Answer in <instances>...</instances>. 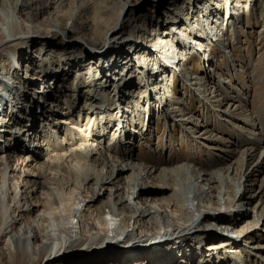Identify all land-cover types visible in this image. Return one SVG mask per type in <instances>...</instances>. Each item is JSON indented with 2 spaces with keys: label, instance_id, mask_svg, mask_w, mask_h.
Here are the masks:
<instances>
[{
  "label": "bare ground",
  "instance_id": "6f19581e",
  "mask_svg": "<svg viewBox=\"0 0 264 264\" xmlns=\"http://www.w3.org/2000/svg\"><path fill=\"white\" fill-rule=\"evenodd\" d=\"M164 2L165 0H145L140 9L154 5V9L160 8L162 11L165 9ZM179 2L180 0L169 3L167 12L159 16L160 28L163 27V18L172 19L168 28L173 32L183 23L174 18L175 14L180 13ZM129 5V0H123L121 11ZM196 5L203 11L207 22L213 14L212 9L200 2ZM89 10V4L83 0H0V71L6 72V78H0V241L9 237L7 251L10 254L9 248H13L15 264H173L175 252H182L183 258L185 257L181 246L189 238L194 239L197 245L204 241L215 250L235 248L233 252L237 253L238 246L250 240L248 230H245L248 227L245 222L247 206L251 205L260 192L252 193V184L247 185V188L243 187L242 192L240 188L234 191L231 187L233 184L235 187L236 183L235 163L225 162H229L234 151L226 149L222 155L209 153L203 163L196 162L193 167L187 165L189 168L184 165L183 169H193V175L187 179L181 175V169L161 170L159 173L162 175L146 172L144 168L138 169L137 164L124 159L118 150L106 146L114 153L109 160L103 156L100 148L102 141L95 137V145L89 144L86 149H73L63 157L56 158L49 144L38 133L44 111L57 113L55 108L59 107L62 93H65L68 84L62 79L63 73L75 69V87L79 82L84 83L81 89L85 90L86 95L112 101L116 97L115 93L114 97L109 92L101 96V92L92 91L101 79L99 76L108 72L106 83L117 84L118 94L119 90L125 92L133 80V73L130 74V70L125 67L136 66L126 50H134V58H143L146 67L150 59L146 61L143 54L152 53L151 47L157 48V43L151 44L155 40L149 38V44L143 47L147 37L138 44L144 37L141 36V31L147 32L142 25L129 35L120 36L125 26L124 21H121L118 32L109 31L101 41L108 45V49L98 57L100 66L93 71L91 68L87 69L85 63L90 58L83 57L77 48L88 45L90 41L103 35L108 24L102 18L90 15ZM65 16L67 20L62 22ZM52 27L62 30L57 38L52 37L51 42L57 45L68 42L69 45L63 46L64 50L67 46L66 55L69 57L60 54L62 59L57 60L59 54L46 52L45 47L29 51L26 49L19 57V53L9 50L8 43L21 38L25 33H32L34 36L35 40L30 42H47L45 35L36 33L41 34L42 30ZM198 29L202 30L200 35L204 36L203 24ZM117 39L118 43H115ZM25 44L27 43L22 40L16 49L22 51V45ZM88 46L92 47L94 43ZM111 50L113 51L110 53ZM4 58L8 61H4ZM10 61L14 63L13 72L12 69L6 70ZM37 64L35 76H29L31 65ZM177 64L180 65L179 70L187 74L184 63L178 61ZM55 65L58 67L55 68ZM81 68H84V72H81ZM117 68L121 72L127 70L125 79H117ZM163 71L161 68L152 71L147 69V75H156V81L162 82L164 79H160V76ZM19 72L24 75V79H21ZM41 84L44 87L42 92L37 89ZM59 84L61 87H58ZM75 87L73 97L77 100L81 98V90L75 91ZM57 89L60 95L53 105L47 97ZM45 91L47 97H44ZM130 97L132 95L129 94L128 98ZM31 98H37L38 105L43 104L39 107L41 117L34 110L36 103L31 102ZM163 98L165 111L170 115L175 113L174 108H171L178 102L170 96ZM225 102L232 112L243 108L235 106L237 102L232 97L226 96ZM105 107L110 111L116 110L111 104ZM168 107L170 111L167 110ZM93 108L92 105L89 109L94 111ZM121 109L122 119H125L123 106ZM7 110H10V115H7ZM72 113L75 114L76 111L73 110ZM252 125L257 126V123L253 120ZM201 130L207 147L219 140L215 136L204 137L207 134L206 126H202ZM217 133L221 135L223 131L218 130ZM249 134L251 135L250 132ZM263 134L264 130L248 137L250 140L247 143L243 142L246 148L241 160L247 166L250 164L245 182L250 181L247 177L256 176L264 168V161L251 164L258 148L264 145ZM21 142L26 143L29 151L25 152L26 147L21 149ZM18 147L21 152L16 159L18 162L22 160L18 163L19 167L13 170L9 160L18 151ZM40 160L42 161L38 164ZM11 173L13 175L9 176ZM9 181H14L12 188ZM167 192H171V195L167 196ZM239 207H244V210ZM184 233L186 236L179 240V244L173 245ZM191 254L190 260L197 257L193 250Z\"/></svg>",
  "mask_w": 264,
  "mask_h": 264
},
{
  "label": "rangeland",
  "instance_id": "374dc122",
  "mask_svg": "<svg viewBox=\"0 0 264 264\" xmlns=\"http://www.w3.org/2000/svg\"><path fill=\"white\" fill-rule=\"evenodd\" d=\"M12 1L10 0V2ZM83 1H86L91 8L89 10L90 15H96L108 23L107 29H104L106 32L95 41L89 42L88 45L94 43V46L85 45L77 48L83 57L88 56L90 58L85 63L87 69L91 68L90 70L93 71L100 64L101 61L98 57L108 49V45L101 41L108 35L109 31L118 32L117 29H119L121 21H124L125 26L120 36L129 35L130 32L137 30L138 26L142 25L144 29H147V32L141 31V36L144 37L138 44L140 45L147 37L143 47H147L146 45L151 39L155 40L154 42L151 41V44L157 43V48L151 47L152 53L145 52L143 54L146 61L150 59L146 67L143 58L140 60L134 58V50L129 52L126 50L136 66L125 67L130 70V74L133 73V80L130 81L131 86L127 87L125 92L119 90L118 94L117 84L106 83L108 72H103L99 76L101 79L92 91L101 92V96H105L108 92L113 96L115 93L116 97L113 96L112 101L98 97L91 98L86 95L85 90L81 89L84 83L79 82L75 87L73 85L76 78L75 69L62 74V79L68 84L65 93H62L59 107L55 108L57 113L44 109V119L38 125V133L45 139L46 144H49L52 154L58 158L63 157L73 149H81V147L86 149L89 144L95 145L93 139L95 137L102 141L100 148L103 156L105 155L109 160L112 159L114 153L110 149L108 150L106 146L118 150L124 159L137 164L138 169L144 168L146 172H153L156 175L160 174L161 170L181 169V175L189 179L193 175V169H183L184 165L189 168V165L193 167L196 162L203 163L209 153L219 155L226 149L234 151V154L229 157V162H225V164L235 163L236 183L235 187L234 184L231 187L234 191L240 188L242 192L243 187L247 188V185L252 184V193L260 192L258 197L251 202V205L247 206L248 212L245 213L247 215L245 222L248 224L245 230H248L250 240L242 243L240 247L238 246V252L234 253L235 248L215 250L213 247L210 248V245H206L204 241H200V245H197L194 239L189 238L187 243L181 246L185 252V257L183 258L182 252H175L173 264H264V168L256 176L247 177V180L250 181L245 182L244 178L249 173L250 164L247 166L241 160L246 148L243 142L247 143L250 140L248 137L252 134H260V131L264 130V0H180L181 10L179 9L180 13L175 14L174 18L183 21V23L179 25L176 32L168 28L172 19L163 18V27L160 28L158 18L167 12L169 3L179 0H165V9L162 11L160 8L154 9V5L140 9L141 3H144L145 0H129L133 7H129V5L124 11H121L123 0ZM188 1L192 2L189 3ZM198 2L202 5L206 4L213 11L207 22L203 17V11L197 8ZM62 19L64 22L67 17ZM202 24L204 36L200 35L202 30L198 29V26L201 27ZM61 30V28L52 27L42 30L41 34L36 33V35H45V38L48 39L45 43L41 41L30 42L35 40L34 36L31 35L32 33H25L21 38L8 43V45L10 44L9 50L19 53V57L21 53L24 54L26 49L29 51L34 48L45 47L46 52L58 53L59 58L57 60H61L60 54L66 55L68 53L67 46H65V50L63 46L69 45L68 42L58 45L51 42L52 37L57 38ZM22 40L27 44L22 45V51H18L16 48ZM114 42L118 43V39ZM70 43L72 44V42ZM112 59L114 60V58ZM4 61L7 62L8 60L4 58ZM178 61L184 63L188 75L179 70ZM8 63L6 70L12 69L13 72L15 70L13 68L14 63L12 61ZM44 65L46 66V64ZM37 67L38 64L31 65L29 76H35ZM56 67L58 66L55 65ZM159 68L164 70L160 76V79H164L162 82L156 81V75H147V69L152 71V69ZM83 69H80L81 72H84ZM120 70V68L116 69L117 79L121 77L125 79L127 70L124 72ZM5 73V71L3 73L0 71V78H6ZM19 74L21 79H24V75L21 72ZM90 78L92 80V74ZM58 87H61V84ZM74 87L75 91L81 90V98L77 100L73 97ZM154 88H157L156 93H154ZM37 89L41 92L44 91L42 84ZM58 92L59 89L47 97L45 91V96H43L51 99L54 105L57 96L60 95ZM129 94L132 95V98H128ZM163 96H170L178 102L171 108H174L175 113L170 115L165 111ZM226 96L234 98L237 102L234 105L243 108L232 112L230 106H227L225 102ZM37 98H31V102L36 103L33 108L41 117L39 107L43 104L38 105ZM69 100L71 103H68ZM108 104H111L116 110L110 111L105 107ZM92 105L94 111L89 109ZM120 106L124 108L125 119H122ZM73 110L76 111L75 114L72 113ZM65 113L69 114L65 116ZM8 114H11L10 110H7ZM45 120H47V124H45ZM253 120L257 123L255 128L252 125ZM245 122L246 124H244ZM202 126H206L207 129V134L204 137L212 138L215 136L219 140L207 147V143H204L201 136ZM218 130L223 131V133L218 134ZM140 134L142 136L138 137L137 135ZM20 146L21 149L26 147L25 152L29 151L25 142H21ZM21 149L18 147V151L14 152L13 158L9 160V165L13 166V170L19 162L21 163L22 159L19 162L16 159V156L18 158L20 155ZM248 149L249 147L246 150ZM263 150L264 145L258 148L251 164L264 161ZM12 175L13 173L9 174V176ZM13 184L14 181H9L10 188ZM166 195L170 196L171 192H167ZM240 209L244 210V207ZM239 228H241L240 224ZM185 236V233L182 234L173 245H178L179 240ZM9 244V237L0 241V264H15V259L12 256L13 248H9L10 254L7 251L6 245ZM192 250L193 253H197V257L190 260L189 256L192 258V254L190 255Z\"/></svg>",
  "mask_w": 264,
  "mask_h": 264
}]
</instances>
